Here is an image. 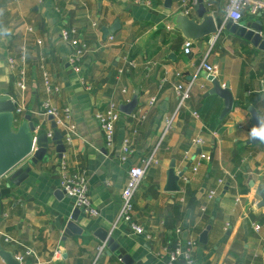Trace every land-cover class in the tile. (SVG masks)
Wrapping results in <instances>:
<instances>
[{
  "label": "crops",
  "instance_id": "obj_1",
  "mask_svg": "<svg viewBox=\"0 0 264 264\" xmlns=\"http://www.w3.org/2000/svg\"><path fill=\"white\" fill-rule=\"evenodd\" d=\"M182 1L0 0V97L7 94L22 110L19 117L30 115L43 133L53 131L49 116L41 112L48 99L61 117L70 110L75 126L71 143H63V157L52 143L51 157L32 166L28 180L9 190L11 197H6L10 182L5 177L0 187L6 195L0 200V251L15 260L25 256L23 264H165L166 249L179 247L191 253L195 264H264V208L256 194L264 191V140L248 144L254 134L250 108L257 110L264 124V50L226 32L191 40L192 51L185 54L188 39L178 29ZM227 3L204 0L210 14L221 18L219 30L227 23ZM197 5L189 18L198 19ZM257 20L245 11L241 24ZM116 21L117 31L106 36L104 28ZM64 29L74 30L89 46L79 73L71 66L74 49L63 39ZM11 59L14 67L8 63ZM129 61L137 66L131 67ZM204 62L219 68L218 80L229 84L233 94V110L223 120L224 100L207 96L213 86L202 68ZM42 67L50 76L53 95L46 90ZM21 70L25 90L17 86ZM192 81L190 98L180 108L175 87L178 83L187 87ZM135 95L138 107L130 116L122 114L115 143L107 147L96 114L111 99L120 106ZM154 96L157 105L149 109ZM144 113L147 118L137 121ZM173 114V129L161 141L165 120ZM57 129L64 137L67 129ZM125 138L131 141L133 155L122 164ZM195 138L204 144L195 146ZM200 153L210 155L211 161L194 173L193 158ZM146 159L152 165L136 194L133 212L145 232L137 235L118 217L128 168ZM173 161L176 174L183 176L180 190L167 192ZM64 162L72 172H86L89 198L98 212L91 217L81 211V235L66 234L77 208L73 199L58 194ZM214 189L217 195L210 201L207 196ZM100 231L113 238V251L99 239ZM103 243L106 247L100 253ZM0 264H5L1 257ZM175 264H185L182 255Z\"/></svg>",
  "mask_w": 264,
  "mask_h": 264
},
{
  "label": "built area",
  "instance_id": "obj_2",
  "mask_svg": "<svg viewBox=\"0 0 264 264\" xmlns=\"http://www.w3.org/2000/svg\"><path fill=\"white\" fill-rule=\"evenodd\" d=\"M198 4V0H183L182 8L184 10L183 14L187 16L189 11ZM245 11H248L251 16L259 19V15H261L260 19L262 22L263 30L260 33L261 37L264 39V0H228L226 6V22L232 21L233 23H241L244 17ZM30 31H32L30 29ZM63 39L71 44L74 49L72 57L70 59L71 66L73 70L77 73L80 72L81 62L89 51V46L81 41L74 30L64 29L61 33ZM110 40H114L113 37H110ZM38 44H41L39 42ZM193 42L191 40H187L184 44V52L185 54H190L192 51ZM130 66L135 68L137 64L134 61H129ZM11 67H14L15 62L11 59L8 61ZM203 70L209 75L215 78L219 75V68L217 66L203 63ZM123 72V68L120 70V73ZM43 79L45 83V87L49 95H53L55 89L52 86L51 79L49 74L46 72L44 67H42ZM177 78H181V74L178 72L176 74ZM195 81H192L185 87L183 84L178 83L175 87V90L179 96L180 108L184 105V103L190 98V91L194 86ZM17 86L25 90V72L23 70L19 73V81L17 82ZM123 93H126L125 91ZM157 105V97H151L147 104V108L152 109ZM41 112L47 116H52L55 121L57 128H65L67 132L63 137V143H71V134L75 131V126L71 123V112L70 110H65L63 116L59 110L52 106L50 99L43 102L41 106ZM17 113L21 114L22 110L17 109ZM194 117H199L198 113H193ZM122 116V113L119 110V103L116 100H109L105 106V108L96 114V120L99 123L101 129L104 133L105 144L107 147L111 148L115 143L116 137V126ZM147 118V113H144L142 116L137 117V121L145 120ZM176 119V114H173L169 118L165 120L164 132L161 141L167 136L169 132L173 129V125ZM48 138L51 139L53 137V131L47 134ZM193 144L195 146H201L204 144V141L200 138H195L193 140ZM133 155V147L131 146V141L128 138L123 139L121 144V157L120 162L122 164H126L129 162L130 157ZM186 159H191V154L189 152L185 153ZM211 161V156L207 153H200L197 157L193 158V172L197 173L202 166L203 163ZM152 165L151 159H146L141 162V165L133 164L129 166L127 171V179L125 183V187L122 191V203H121V211L118 217L119 221L125 222L130 227L131 231L137 235L144 234V230L140 227L134 220L133 212H134V200L136 194L140 188V185L145 177V174L148 168ZM86 172L84 170L79 171H70L67 164L62 163L61 167V181H60V189L66 196L74 200L75 207L77 209L84 210L91 217H95L98 215L96 209L92 207L90 198H89V187L88 180L86 177ZM5 177H0V187L3 185V181ZM220 186L225 184L224 180L220 179L218 181ZM217 195V190H211L208 194V199L210 201L214 200ZM256 230H259L260 227L258 225L255 226ZM6 242L11 241L10 239H6ZM106 247V243H103L99 247V252L102 253ZM168 253V260L165 264H175L178 260V257L182 255L185 264H195L194 259L190 252L185 251L182 252L179 247L174 249H166ZM27 255L29 252L26 253ZM19 264H23L25 261V256H19L16 259Z\"/></svg>",
  "mask_w": 264,
  "mask_h": 264
},
{
  "label": "water",
  "instance_id": "obj_3",
  "mask_svg": "<svg viewBox=\"0 0 264 264\" xmlns=\"http://www.w3.org/2000/svg\"><path fill=\"white\" fill-rule=\"evenodd\" d=\"M195 10L198 19L189 18L184 14L178 17V29L188 40L198 41L227 32L264 50V39L260 35L263 30L260 19L261 15H259V19L255 23L243 25L229 21L219 30L222 20L220 17L214 18L210 14V10L204 4V0H198ZM118 24L119 22L116 21L111 28H104L106 36L117 31ZM208 81L212 83L213 87L209 90L207 96L218 95L225 102V107L220 116V119L223 120L234 107V98L230 91V86L229 84L222 85L218 78L213 76H209ZM138 104V95H135L131 102L120 105L119 110L122 114L130 116L136 110ZM249 112L254 134L248 144L256 145L264 140V124L256 109L250 108ZM49 121H51L53 129V137L51 139L48 138V133L41 132L38 123L30 115L24 116L23 119L19 117L17 105L10 100L7 94L0 97V177H8V181L10 182L9 186H6L9 195L6 196L3 191H0V200L4 196L11 197L12 194L9 190L12 187H20L28 180L32 166L37 165L45 158L51 157L48 154V150L52 143L56 145V152L60 154V157H63L66 151L63 144V136L57 129L52 116H49ZM167 176L165 191L178 192L180 190L179 181L183 173L176 174L174 161L170 166ZM59 193L65 195L62 191ZM256 194L261 199L259 207L264 208V191L256 190ZM81 211L84 210L77 209L73 214L72 219L67 224L66 234L81 235L83 233L78 221L80 214L83 213ZM97 233L102 234V236H99V239L102 242L107 241L108 246L113 251L114 248L111 247L113 238L108 239L106 232L103 231ZM206 239L207 231L201 235V242L206 243ZM0 257L5 264H19L13 255L8 252L0 251Z\"/></svg>",
  "mask_w": 264,
  "mask_h": 264
}]
</instances>
